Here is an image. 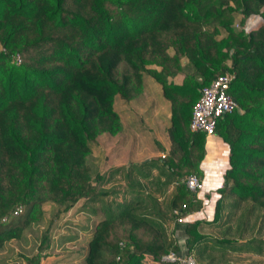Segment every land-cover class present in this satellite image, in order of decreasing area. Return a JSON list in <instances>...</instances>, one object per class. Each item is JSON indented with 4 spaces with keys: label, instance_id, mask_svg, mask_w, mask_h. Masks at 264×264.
Here are the masks:
<instances>
[{
    "label": "trees",
    "instance_id": "1",
    "mask_svg": "<svg viewBox=\"0 0 264 264\" xmlns=\"http://www.w3.org/2000/svg\"><path fill=\"white\" fill-rule=\"evenodd\" d=\"M226 73L239 110L216 120L227 166L203 218L184 182L201 177L205 136L188 122L200 88ZM144 74L169 103L164 158L91 172L90 141L120 130L114 96L133 99ZM80 198L104 213L85 264H173L161 257L181 248L198 264H264V0H0V247L43 203L61 213ZM191 211L177 244L161 221L174 231Z\"/></svg>",
    "mask_w": 264,
    "mask_h": 264
},
{
    "label": "rangeland",
    "instance_id": "2",
    "mask_svg": "<svg viewBox=\"0 0 264 264\" xmlns=\"http://www.w3.org/2000/svg\"><path fill=\"white\" fill-rule=\"evenodd\" d=\"M233 22L236 27L240 26L238 16ZM181 79V75H176L169 80L180 82ZM112 106L118 115L120 130L113 135L101 133L90 141V153L87 156L90 171L103 173L115 166L126 168L145 159L164 158L168 147L165 129L168 125L169 103L161 95L159 84L144 74L139 94L127 101L115 95ZM235 109L239 110L237 105ZM121 183L122 179L118 175L100 189L107 191L108 197L109 191L119 188ZM86 200L78 199L70 209L61 213H57L56 205L43 203L37 222L25 226L19 237L3 242L0 247V264H27L26 259L33 255H37L38 264H85L84 255L91 231L96 222L104 217L100 210L103 204L100 206L101 203ZM142 202L146 205L147 199ZM18 208L15 214L21 209ZM161 224L168 238L175 239L176 243L177 239H183V233L174 235V223L162 220ZM45 231L48 233V246L41 249ZM204 232L209 235L218 233L213 229H206ZM178 243L182 244V241ZM228 255L232 259L231 254L219 251L216 257L221 262ZM255 258L258 259L257 256Z\"/></svg>",
    "mask_w": 264,
    "mask_h": 264
},
{
    "label": "built area",
    "instance_id": "3",
    "mask_svg": "<svg viewBox=\"0 0 264 264\" xmlns=\"http://www.w3.org/2000/svg\"><path fill=\"white\" fill-rule=\"evenodd\" d=\"M232 77V74L227 73L218 75L207 85L200 88L199 96L191 107L188 122L190 131L202 132L205 139L215 136L214 126L216 120L236 107V103L227 93V88ZM184 183L189 191L199 197V194L203 190V183L196 175H188ZM17 210L19 208L15 209L13 213L15 214ZM195 214V212L191 211L184 216L179 215L176 217L175 223L183 224L187 220H191ZM177 241L181 242L182 239H177ZM161 261L174 264H198L190 255L185 254L183 251H168L161 257Z\"/></svg>",
    "mask_w": 264,
    "mask_h": 264
},
{
    "label": "crops",
    "instance_id": "4",
    "mask_svg": "<svg viewBox=\"0 0 264 264\" xmlns=\"http://www.w3.org/2000/svg\"><path fill=\"white\" fill-rule=\"evenodd\" d=\"M204 152V156L199 163L201 172V177L199 179L203 183V190L199 194V198L202 200V204L201 210L197 212V214L203 218H209L212 214L216 190L223 183L222 176L227 166V147L221 139L215 135L205 139ZM174 228L176 235L182 233L181 224L176 225Z\"/></svg>",
    "mask_w": 264,
    "mask_h": 264
}]
</instances>
